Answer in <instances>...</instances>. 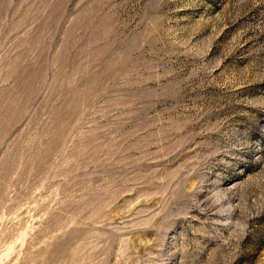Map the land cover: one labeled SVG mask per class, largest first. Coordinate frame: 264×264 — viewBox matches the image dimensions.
<instances>
[{
    "label": "rangeland",
    "instance_id": "obj_1",
    "mask_svg": "<svg viewBox=\"0 0 264 264\" xmlns=\"http://www.w3.org/2000/svg\"><path fill=\"white\" fill-rule=\"evenodd\" d=\"M0 264H264V0H0Z\"/></svg>",
    "mask_w": 264,
    "mask_h": 264
}]
</instances>
